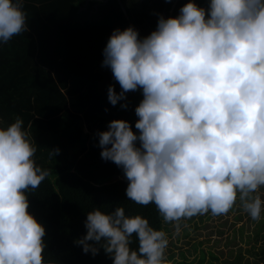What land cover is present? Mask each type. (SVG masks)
<instances>
[{
  "label": "clouds",
  "instance_id": "1",
  "mask_svg": "<svg viewBox=\"0 0 264 264\" xmlns=\"http://www.w3.org/2000/svg\"><path fill=\"white\" fill-rule=\"evenodd\" d=\"M26 21L23 0H0V43L29 31ZM103 56L121 88H108L113 106L143 94L138 133L123 119L97 133L102 159L122 168L128 199L154 203L177 234L182 220L227 215L238 199L253 220L264 218L254 195L264 187V0H210L207 9L188 0L143 38L132 26L115 29ZM28 136L20 117L0 127V264H45L46 229L27 193L51 173L36 164ZM85 227L75 243L86 254L103 248L113 264H170L168 233L122 206L95 208Z\"/></svg>",
  "mask_w": 264,
  "mask_h": 264
},
{
  "label": "trees",
  "instance_id": "2",
  "mask_svg": "<svg viewBox=\"0 0 264 264\" xmlns=\"http://www.w3.org/2000/svg\"><path fill=\"white\" fill-rule=\"evenodd\" d=\"M122 0L140 37L157 27L160 15H179L188 0ZM207 9L210 0H195ZM29 31L0 43V127L24 120L28 138L37 147L34 160L50 175L36 189H29L28 211L41 222L46 235L45 264H113L103 248L93 256L75 243L87 229V213L100 208L108 213L124 207L128 216L140 215L157 230L165 221L156 205L137 204L126 196L128 181L122 168L101 157L100 131L115 119L132 124L142 90L126 93L113 106L108 88L120 85L110 68L103 67V49L113 31L131 26L119 0H23ZM127 103V108L121 105ZM59 148V154L50 155ZM264 237V235H263ZM133 249L138 241L133 234ZM89 243H94L89 241ZM242 252L230 264H264V246ZM214 259L219 257L209 251ZM174 264H191L185 251ZM255 258V259H250ZM202 250L196 258L203 264Z\"/></svg>",
  "mask_w": 264,
  "mask_h": 264
},
{
  "label": "rangeland",
  "instance_id": "3",
  "mask_svg": "<svg viewBox=\"0 0 264 264\" xmlns=\"http://www.w3.org/2000/svg\"><path fill=\"white\" fill-rule=\"evenodd\" d=\"M122 178L125 179L124 175ZM254 195L264 199V187ZM165 231L170 241L166 252L170 264H174L176 259H183L181 251L186 252L191 264H198L196 258L202 250L206 254L203 264H210L212 260L209 251L219 257L213 260L214 264H230L226 260L234 259L238 253L242 252L248 258L251 257L249 250H253L254 246H264V218L253 220L239 199L227 215L213 216L209 212L184 219L179 234L176 233L174 222H165Z\"/></svg>",
  "mask_w": 264,
  "mask_h": 264
},
{
  "label": "water",
  "instance_id": "4",
  "mask_svg": "<svg viewBox=\"0 0 264 264\" xmlns=\"http://www.w3.org/2000/svg\"><path fill=\"white\" fill-rule=\"evenodd\" d=\"M177 1H178V0L175 1L174 5H173V7H172V9H171V14L173 13V10H174V7L176 6ZM119 2H120L121 6H122V8H123V11H124L126 17L128 18L129 22L131 23V26L134 27V24H133L131 18L129 17V14H128V12H127V10H126V7L124 6L122 0H119Z\"/></svg>",
  "mask_w": 264,
  "mask_h": 264
}]
</instances>
